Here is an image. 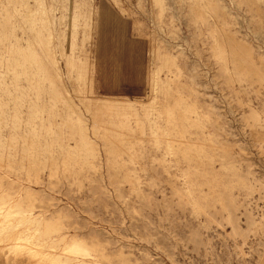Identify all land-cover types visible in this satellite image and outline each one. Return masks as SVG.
<instances>
[{
  "label": "rangeland",
  "instance_id": "374dc122",
  "mask_svg": "<svg viewBox=\"0 0 264 264\" xmlns=\"http://www.w3.org/2000/svg\"><path fill=\"white\" fill-rule=\"evenodd\" d=\"M3 3L0 264L52 263L8 238L37 223L61 264H264V0H46L37 37Z\"/></svg>",
  "mask_w": 264,
  "mask_h": 264
},
{
  "label": "bare ground",
  "instance_id": "6f19581e",
  "mask_svg": "<svg viewBox=\"0 0 264 264\" xmlns=\"http://www.w3.org/2000/svg\"><path fill=\"white\" fill-rule=\"evenodd\" d=\"M0 2H4L3 4L4 5H8V4H12L11 5V10L9 11L7 9V12H6V17L9 16L10 14L12 15H15V17H17V20H18V13L20 12H23L24 15L23 17H20L21 19H19L20 21L22 20L23 24H22V29L25 31V34L28 33V30L30 32L31 35H33L34 37H37L39 32L40 31H44V25L47 23H51L53 22V11L51 12V10L49 9V5L47 6V3H46V0H0ZM13 2V3H12ZM32 3V4H31ZM59 5V4H58ZM32 6H34L35 9L32 8ZM62 7V6H61ZM57 9V8H56ZM63 10V9H62ZM20 11V12H19ZM74 16V15H73ZM76 16V15H75ZM73 17V18H77V17ZM65 17V16H64ZM16 19V18H14ZM72 19V17H71ZM2 20V18H1ZM73 20H71L72 22ZM9 22V21H8ZM37 23L39 24L38 26V29L36 30V25ZM19 24V23H18ZM6 25V24H5ZM16 25V24H15ZM14 25V26H15ZM20 25V24H19ZM43 25V26H42ZM28 26V30L26 29V27ZM11 30V29H10ZM27 30V31H26ZM41 33V32H40ZM29 34V36H30ZM27 35V34H26ZM18 36V35H17ZM28 36V35H27ZM16 37V36H15ZM21 37H22V34H21ZM31 37V36H30ZM17 39V37H16ZM28 39V38H27ZM17 43V41H16ZM19 43V42H18ZM22 44V43H21ZM39 43H35L33 45V49H35L36 51L39 50ZM38 48V49H37ZM6 49V46L4 47V50ZM15 50H18L17 47L14 48ZM45 50V48H44ZM24 51V50H23ZM10 52V51H9ZM15 53V52H14ZM40 55V54H39ZM26 57V60L28 63H31V61L29 60V56L27 55H24ZM42 60V59H41ZM17 59H13V63H17ZM21 62V61H20ZM44 62V61H43ZM29 65V64H28ZM46 66V65H45ZM8 68V67H7ZM47 70H48V67H46ZM8 71V70H7ZM48 71H51V70H48ZM47 71V72H48ZM10 73V71H9ZM14 73V72H12ZM49 73H53V72H49ZM59 73V72H58ZM23 74V73H22ZM24 75H25V72H24ZM50 77V76H49ZM7 78V77H6ZM51 78V77H50ZM51 79H54V76H52ZM58 79H59V76H58ZM57 79V81H58ZM20 80V79H19ZM55 80V79H54ZM3 81V79H2ZM10 82V81H9ZM153 82V81H152ZM26 83V82H25ZM22 86V85H21ZM24 86V85H23ZM26 86V85H25ZM24 86V87H25ZM12 87V86H11ZM10 87V88H11ZM62 87V86H60ZM38 89V88H37ZM40 89V88H39ZM24 90V89H23ZM13 91V90H12ZM30 91V89H29ZM59 94V93H58ZM62 94V92H61ZM45 95V94H44ZM51 98V97H50ZM58 100V99H57ZM71 106V105H70ZM116 106V105H115ZM60 107V105H59ZM73 106H71V109H72ZM61 108V107H60ZM74 108V107H73ZM101 109V108H100ZM73 110V109H72ZM75 110V109H74ZM60 115V114H59ZM45 124V123H44ZM56 124V123H54ZM1 201V200H0ZM8 204V203H7ZM16 204V203H15ZM14 207V206H13ZM20 207V206H19ZM1 208V207H0ZM10 209H15L14 208H10ZM21 209V208H20ZM19 210V209H18ZM8 211V210H7ZM5 212V211H4ZM20 213V211H18ZM1 213V212H0ZM3 213V212H2ZM7 213V212H6ZM9 213V212H8ZM13 213V212H12ZM17 213V211H16ZM37 214V213H36ZM35 214V215H36ZM1 215V214H0ZM3 215V214H2ZM11 215V213L9 214ZM13 215V214H12ZM5 216V215H4ZM15 216V215H13ZM20 216V215H19ZM25 216V215H24ZM29 216V215H28ZM1 217V216H0ZM6 217V216H5ZM2 218V217H1ZM24 218V217H23ZM26 218V217H25ZM24 218V220H25ZM30 218V221H29V225L32 226L31 224L34 223V219L32 217H28ZM2 220V219H1ZM11 220V219H10ZM23 220V219H22ZM21 220V222H23ZM34 220V221H32ZM5 221V220H4ZM13 221V220H12ZM1 222V221H0ZM6 222V221H5ZM10 222V221H8ZM7 222V223H8ZM4 223V222H3ZM2 223V224H3ZM42 223H43V220H42ZM39 223L36 224V228H33L32 230L30 228L32 227H28L26 228L25 230H13L10 232L8 238L9 240H16L17 242H25V243H33V239L36 241L30 248V250H35V247H39L40 248H45V250L47 251V254L43 255L45 257H47L50 261H52L51 264H61L59 259H57V257L55 258V254H49L50 250H53L54 249V245L52 244L53 242L50 241V236L48 235L49 231L48 229H44L43 225L41 226L42 229L39 228L38 226ZM5 225V224H4ZM12 225V224H11ZM3 227V226H2ZM13 229V228H12ZM51 231V230H50ZM52 233V231H51ZM57 233V232H56ZM56 235V234H55ZM60 240L61 241H64L65 242V246L63 247L64 250H73V251H78L80 250L82 252V255L84 254L85 250L82 246H78L76 245L75 241L73 239L67 241V238L65 236H59ZM7 240V239H6ZM53 240V239H52ZM58 240V241H60ZM60 241V242H61ZM16 244V243H15ZM23 244V243H22ZM57 244V243H56ZM19 246V245H18ZM57 246V245H56ZM15 247V246H14ZM25 248V247H23ZM27 248V246H26ZM56 248V247H55ZM62 248V247H61ZM27 250V249H26ZM63 250V251H64ZM38 250L36 249V253L38 254H41L40 252H37ZM45 251V253H46ZM23 252V251H22ZM49 252V253H48ZM30 253H33V252H30ZM35 253V255H37ZM44 253V252H43ZM65 253V252H64ZM34 255V254H33ZM99 257V256H98ZM64 260V259H63ZM79 261V260H77ZM81 261V260H80ZM76 262V261H75ZM73 263V262H72ZM85 263V262H84ZM83 263V264H84ZM75 264V263H74ZM82 264V263H81Z\"/></svg>",
  "mask_w": 264,
  "mask_h": 264
},
{
  "label": "crops",
  "instance_id": "0c3cea01",
  "mask_svg": "<svg viewBox=\"0 0 264 264\" xmlns=\"http://www.w3.org/2000/svg\"><path fill=\"white\" fill-rule=\"evenodd\" d=\"M116 42L119 44L118 41ZM107 45L105 41L98 43L96 65L99 88L109 94L118 93L122 96L139 92L142 87V77L138 67L134 72L122 70L126 65L121 60L129 58L128 52L123 49V45L120 46L121 49ZM107 51L111 52V55H108Z\"/></svg>",
  "mask_w": 264,
  "mask_h": 264
}]
</instances>
